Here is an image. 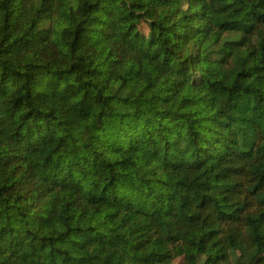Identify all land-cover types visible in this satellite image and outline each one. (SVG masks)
Returning a JSON list of instances; mask_svg holds the SVG:
<instances>
[{"label": "trees", "instance_id": "16d2710c", "mask_svg": "<svg viewBox=\"0 0 264 264\" xmlns=\"http://www.w3.org/2000/svg\"><path fill=\"white\" fill-rule=\"evenodd\" d=\"M0 264H264V0H0Z\"/></svg>", "mask_w": 264, "mask_h": 264}, {"label": "rangeland", "instance_id": "374dc122", "mask_svg": "<svg viewBox=\"0 0 264 264\" xmlns=\"http://www.w3.org/2000/svg\"><path fill=\"white\" fill-rule=\"evenodd\" d=\"M123 17L125 19H128V16L126 13H123ZM143 51H147V43H145V45L143 46ZM176 189L179 191L181 197H182V194H183V191H184V187H181V186H177ZM192 253V251L190 249L188 250H182V249H178L176 251V254H175V260L176 261H181L184 257H186L187 255H190Z\"/></svg>", "mask_w": 264, "mask_h": 264}]
</instances>
